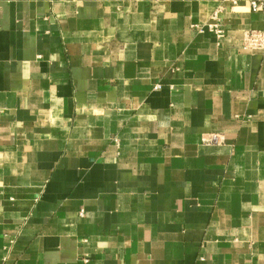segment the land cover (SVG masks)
<instances>
[{
	"label": "crops",
	"instance_id": "obj_1",
	"mask_svg": "<svg viewBox=\"0 0 264 264\" xmlns=\"http://www.w3.org/2000/svg\"><path fill=\"white\" fill-rule=\"evenodd\" d=\"M235 1L0 0V264H264V0Z\"/></svg>",
	"mask_w": 264,
	"mask_h": 264
},
{
	"label": "built area",
	"instance_id": "obj_2",
	"mask_svg": "<svg viewBox=\"0 0 264 264\" xmlns=\"http://www.w3.org/2000/svg\"><path fill=\"white\" fill-rule=\"evenodd\" d=\"M233 5H236L235 0H230ZM250 9L252 11H264V7L261 3L255 1L250 2ZM213 32L221 37V31L219 29H214ZM244 46L249 49L264 51V29L262 30H250L244 33L243 38Z\"/></svg>",
	"mask_w": 264,
	"mask_h": 264
}]
</instances>
